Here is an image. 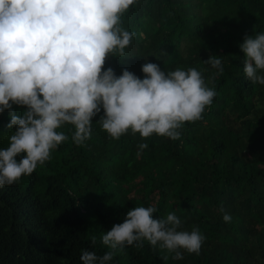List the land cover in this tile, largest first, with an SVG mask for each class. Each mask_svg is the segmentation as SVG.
<instances>
[{
  "label": "trees",
  "instance_id": "1",
  "mask_svg": "<svg viewBox=\"0 0 264 264\" xmlns=\"http://www.w3.org/2000/svg\"><path fill=\"white\" fill-rule=\"evenodd\" d=\"M121 26L135 35L123 57L108 56L105 71L143 80L145 63L165 73L195 68L217 93L211 107L175 141L131 132L114 140L99 123L102 108L81 146L74 126H63L68 139L48 161L0 188V264H82L84 250L101 257L112 251L102 235L140 206L155 207L157 219L175 213L180 230L198 228L200 253L181 250L174 260L145 240L116 250L110 264H264V85L246 76L240 48L264 33V0H137ZM211 57L221 59L222 74L205 63ZM25 111L14 104L0 113V150L14 134L11 113Z\"/></svg>",
  "mask_w": 264,
  "mask_h": 264
},
{
  "label": "clouds",
  "instance_id": "2",
  "mask_svg": "<svg viewBox=\"0 0 264 264\" xmlns=\"http://www.w3.org/2000/svg\"><path fill=\"white\" fill-rule=\"evenodd\" d=\"M136 3L0 0V113L14 104L27 108L22 116L11 113L7 127L14 134L0 150V188L31 176L48 161L68 139L60 131L63 126H74L72 141L83 145L101 108L105 115L99 123L114 140L131 132L145 140L155 134L175 141L186 123L203 119L217 93L195 68L165 73L157 64L145 63L143 80L127 69L119 77L111 68L104 70L109 55L123 57L130 46L135 34L121 26V17ZM240 48L246 76L264 85V75L258 74L264 72V33L246 36ZM205 63L215 75L223 73L221 59L211 57ZM138 148L142 152L148 144ZM156 211L143 206L130 210L122 224L101 237L112 251L98 257L84 250L82 264H110L116 250L143 247L145 240L173 254L174 260H182L183 252L198 255L206 239L200 230H180L182 221L175 213L157 219ZM223 220L230 223L232 217L224 212ZM91 241L96 243L95 235Z\"/></svg>",
  "mask_w": 264,
  "mask_h": 264
}]
</instances>
